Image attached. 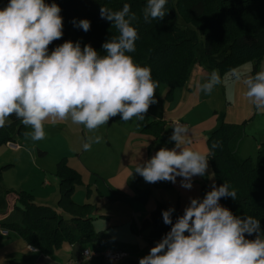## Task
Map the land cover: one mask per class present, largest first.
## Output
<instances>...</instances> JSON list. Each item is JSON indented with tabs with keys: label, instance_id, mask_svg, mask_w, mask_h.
Instances as JSON below:
<instances>
[{
	"label": "clouds",
	"instance_id": "1",
	"mask_svg": "<svg viewBox=\"0 0 264 264\" xmlns=\"http://www.w3.org/2000/svg\"><path fill=\"white\" fill-rule=\"evenodd\" d=\"M167 0H147L143 8L146 23L163 20ZM56 3L45 0H9L0 9V128L15 117L31 131L24 133L33 142L46 136L44 123L70 119L95 132L108 121L121 116L124 122L145 119L155 98L158 82L151 69L140 66L128 53L135 52L137 19L131 6L112 11L101 7V18L112 23L118 35L102 44L101 55L90 44L81 48L79 42L65 41L49 53L48 46L63 36V18ZM87 32L90 21H73ZM235 79L241 75L232 69ZM222 83L217 69L198 83L205 95ZM245 98L257 112L264 113V70L243 79ZM170 137L175 147L160 148L155 155L137 164L135 173L147 183L162 181L191 189L192 178L208 171V153L193 150L189 127L174 123ZM103 140L100 135L85 137L84 151ZM218 147L213 142L212 148ZM214 175V174H213ZM236 199V191L223 183L203 199L190 198L182 216L173 224L174 208L162 212L170 231L139 259V264H264V233L260 221L253 216H236L223 207L221 198ZM187 233V235L185 234ZM255 236L254 239L247 237Z\"/></svg>",
	"mask_w": 264,
	"mask_h": 264
},
{
	"label": "rangeland",
	"instance_id": "2",
	"mask_svg": "<svg viewBox=\"0 0 264 264\" xmlns=\"http://www.w3.org/2000/svg\"><path fill=\"white\" fill-rule=\"evenodd\" d=\"M45 3H56L63 18V36L48 46L51 53L65 41L74 42V34L65 10L66 0H45ZM196 68L201 71L195 72ZM213 69L219 71L222 83L211 94L205 95L198 90L197 84L205 82ZM233 69L240 73V80L235 79L231 70L222 72L210 64L204 55L201 38L193 48V60L188 66L184 85L174 90L172 100L169 101L165 97L167 86L160 84L155 93L157 103L149 107L143 121L133 118L124 122L117 115L95 132H87L83 125L74 124L70 119L63 124L44 123L46 136L35 142L25 138L24 133L31 131L30 128L23 125V134L18 135L16 127L11 141L0 145V183L12 192L24 191L30 194L37 204L58 209L59 181L55 176L56 164L64 159L68 167H75L82 173L83 185L76 188L75 196L81 203H91L92 213L97 217L93 227L98 230L109 220L101 217L102 213L109 215L118 224L105 232V242L87 243L75 248L74 253H81L83 249L98 253L100 245L113 244L127 254L124 263H139L140 258L149 254L150 248L138 241V238L147 235L152 227L137 229L141 222L138 214L149 211L157 201L162 202L166 210L174 208L172 215L184 212L190 198L203 199L215 184L209 160L208 171L203 177L192 178L193 187L190 190L181 187L180 177L177 178L179 181L172 184L176 189L172 191L167 181L147 183L135 173L137 164L150 159L160 148L175 147V142L170 140L175 122L189 127V138L193 147L200 151L202 148L207 149L206 137L221 124L222 119L227 122L233 119L245 121L239 155L255 161L256 143L259 145L264 142V113L257 112L254 105L245 98L246 87L243 84L244 78L255 75L254 62H246ZM260 70H264V60L256 64V71ZM258 120L260 125L257 124ZM9 124L6 123L4 127ZM255 126L258 131L257 138L245 132ZM86 135H100L103 140L99 144H93L91 150L84 151L82 145ZM118 182H127L130 193L125 194L126 196L100 193ZM82 187L84 189L79 194L78 190ZM15 200L11 198L8 201L11 210ZM66 249L72 250L68 244H63L56 251ZM87 262L84 264H101L96 258Z\"/></svg>",
	"mask_w": 264,
	"mask_h": 264
},
{
	"label": "trees",
	"instance_id": "3",
	"mask_svg": "<svg viewBox=\"0 0 264 264\" xmlns=\"http://www.w3.org/2000/svg\"><path fill=\"white\" fill-rule=\"evenodd\" d=\"M146 2L66 0L73 43L79 42L81 48L90 44L104 55L102 44L117 36L118 31L111 22L101 18L100 9L106 7L118 11L128 3L137 16L133 26L138 31L136 50L128 55L136 64L151 69L152 79L158 82L156 92L160 84L167 86L165 97L169 101L174 90L184 85L188 66L193 60V48L201 38L205 57L222 72L254 62L255 73L256 64L264 60V0H167L164 19L151 23L143 19ZM8 3L9 0H0V9ZM83 19L91 24L87 32L73 23ZM10 120L8 126L0 129V145L11 141L16 127L17 134H23L20 120L15 117ZM245 125V121L239 124L222 121L206 140L208 159L215 185L227 183L230 191H236L235 200L226 197L219 202L236 216L258 219L264 233V143L259 146L255 161L241 158L239 150ZM213 142H217L218 147L212 148ZM55 176L59 181L58 209L37 204L30 194L12 192L0 183V216L7 214V197H16L12 210L0 221V227L15 233L46 257H52L63 244L83 246L98 242L100 237L92 224V205H78L72 201L76 188L83 185L80 174L68 167L63 159L56 164ZM163 211L164 207L157 205L150 218L142 222V226L152 227L149 234L152 241H160L172 227L163 222ZM183 213L172 216L173 224ZM247 238L254 239L255 236Z\"/></svg>",
	"mask_w": 264,
	"mask_h": 264
},
{
	"label": "crops",
	"instance_id": "4",
	"mask_svg": "<svg viewBox=\"0 0 264 264\" xmlns=\"http://www.w3.org/2000/svg\"><path fill=\"white\" fill-rule=\"evenodd\" d=\"M200 71L201 70L199 68H196L195 72H200ZM256 72H258V71H256ZM222 121L226 122V123H229V124H239V123H241L240 121H237V120H234V119L232 121H229V122L225 121L224 119H222ZM45 123L46 124H51V123L63 124L64 121L52 122V120L49 119V120L45 121ZM257 124L260 125L259 120L257 121ZM245 132H247V134L249 136H251L253 138H255V137L257 138V135H258L257 132L258 131H257V127L256 126L253 129H247ZM207 138H208V136L206 137V140H207ZM121 143H123V140H121ZM262 143H264V142H262ZM107 144H109V142H107ZM261 144L258 145V143H256V150H258V148H259V146ZM185 147H190L193 150H198L197 148L193 147L192 142H191V144H189V145H187ZM202 150H204V152L207 153V149H203L202 148L200 151L203 152ZM70 168H72L73 170L78 172L80 174V176L82 177V173H81V171H79V169H76L75 167H70ZM177 181H179V180H177ZM169 183H170L171 190L172 191H176L175 187L172 186L173 183H171V182H169ZM84 184H85V181H84ZM82 189H84V188L82 187V188H80L78 190L79 194L81 193ZM75 192H74V195L72 197V201L75 204L82 205L84 203H89V202L81 203L78 200H76ZM89 193H91V191H89ZM100 193L101 194L109 193L110 195H113V196L114 195L126 196L125 194L130 193V192H129V188H128V183L127 182H121V183L118 182V184L113 185L112 188L107 187V188H105L104 191L101 190ZM11 198L16 199V197L14 195H10V196L7 197V203H8V201ZM157 205H162L164 207V210H166V206L162 202L161 203L158 202V201L154 202V205L151 207V209L149 211H147L145 213L143 212V213L138 214L137 217L139 219V222L140 221L141 222L139 223V226H137V229L141 230V229L146 228L145 226H142V222L145 219L150 218L151 214L155 211ZM10 211H11V209L9 208V204H8L7 214L10 213ZM6 215L0 216V221L3 218H5ZM92 216L94 218L93 221H92V224H94L96 222V218L97 217L94 215V213H92ZM101 217H103V218H105L107 220L109 219V220L104 223L105 225H101L98 230L95 229V228L94 229L97 232H100V237H99L100 240L99 241L101 243H103L107 239V237H105V234H106L105 232L110 227L118 226V224L115 223L112 220V218L109 215L105 214V213H102ZM130 232L128 233V235H130ZM151 232H152V230L149 231V233L147 235H144V236L138 238V241H140L141 243H143L145 246H147L150 249L152 247H154L155 243L159 242V241H152L150 239V235L149 234ZM131 235H132V238H133V233L132 232H131ZM69 246L71 247L72 250L69 251V250L66 249V250H63V251H60V250L59 251H55L52 257H46V256L40 254L39 252H37L36 250L32 249L31 247H29L15 233H13L11 231H6V230H4V229H2L0 227V264H6V263L7 264H67L70 261H81L82 264H84V263H86V261L90 262L91 260L94 259V258L87 259V260L83 259L82 256H81L82 252L80 253V251H79L78 254L74 253L73 250L75 248H77V247H80L79 245H69ZM98 249L100 250V252H104V251H113V252L122 251V252H125L124 250L120 249L118 246L113 245V244H111V245H100V247H98ZM83 250H86V249H83ZM62 252H64V253H62ZM100 252H98V253H100Z\"/></svg>",
	"mask_w": 264,
	"mask_h": 264
},
{
	"label": "built area",
	"instance_id": "5",
	"mask_svg": "<svg viewBox=\"0 0 264 264\" xmlns=\"http://www.w3.org/2000/svg\"><path fill=\"white\" fill-rule=\"evenodd\" d=\"M12 148H17L16 146L10 145ZM83 259H92L96 258L101 261V263H110V264H122L126 260L127 254L122 251H104L100 253H90L89 250H83L81 254ZM67 264H82L81 261H70Z\"/></svg>",
	"mask_w": 264,
	"mask_h": 264
}]
</instances>
